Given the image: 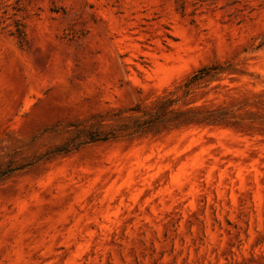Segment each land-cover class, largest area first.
Wrapping results in <instances>:
<instances>
[{
  "label": "rangeland",
  "instance_id": "1",
  "mask_svg": "<svg viewBox=\"0 0 264 264\" xmlns=\"http://www.w3.org/2000/svg\"><path fill=\"white\" fill-rule=\"evenodd\" d=\"M0 264H264V0H0Z\"/></svg>",
  "mask_w": 264,
  "mask_h": 264
}]
</instances>
